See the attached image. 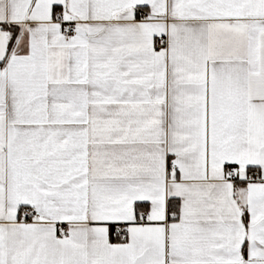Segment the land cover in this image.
<instances>
[{
    "label": "snow or ice",
    "instance_id": "snow-or-ice-1",
    "mask_svg": "<svg viewBox=\"0 0 264 264\" xmlns=\"http://www.w3.org/2000/svg\"><path fill=\"white\" fill-rule=\"evenodd\" d=\"M0 264H264V0H0Z\"/></svg>",
    "mask_w": 264,
    "mask_h": 264
}]
</instances>
